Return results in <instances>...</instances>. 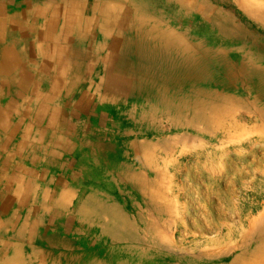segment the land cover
<instances>
[{"label":"rangeland","instance_id":"1","mask_svg":"<svg viewBox=\"0 0 264 264\" xmlns=\"http://www.w3.org/2000/svg\"><path fill=\"white\" fill-rule=\"evenodd\" d=\"M127 6L146 57L57 264H264V0Z\"/></svg>","mask_w":264,"mask_h":264},{"label":"crops","instance_id":"2","mask_svg":"<svg viewBox=\"0 0 264 264\" xmlns=\"http://www.w3.org/2000/svg\"><path fill=\"white\" fill-rule=\"evenodd\" d=\"M127 4L0 0V264H57L81 228L133 90Z\"/></svg>","mask_w":264,"mask_h":264},{"label":"bare ground","instance_id":"3","mask_svg":"<svg viewBox=\"0 0 264 264\" xmlns=\"http://www.w3.org/2000/svg\"><path fill=\"white\" fill-rule=\"evenodd\" d=\"M144 43H145V40H143V42L141 43V45H142V48H143V46H144ZM136 46V44H134L133 46H132V51L134 52L135 50H138V48H136L135 47ZM139 51V54H140V56L143 58V59H145V57H146V53L143 51H141V50H138ZM150 51H152V50H150ZM154 51V50H153ZM162 51H165V50H162ZM141 52V53H140ZM155 53V52H154ZM102 72V71H101ZM97 80V79H96ZM201 104H197V106H200ZM229 116H230V113H229V111L228 110H225V109H218L217 110V112H216V114H215V116L214 117H212V118H206L207 120H206V124H207V126L209 127H213L214 129H216V130H218V131H222V132H231L232 130H233V128L232 127H229V126H227V119L229 118ZM220 133V132H219ZM36 223V222H35ZM117 237V236H116ZM119 238H121V237H119ZM150 260L151 259H148V260H145L144 261V263L143 264H151V262H150ZM235 264H241L240 263V261L238 262H236Z\"/></svg>","mask_w":264,"mask_h":264}]
</instances>
